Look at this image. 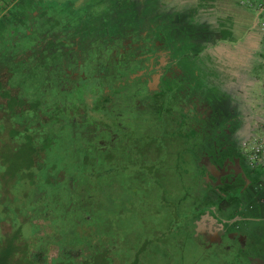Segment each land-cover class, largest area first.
<instances>
[{"label":"flooded vegetation","instance_id":"obj_1","mask_svg":"<svg viewBox=\"0 0 264 264\" xmlns=\"http://www.w3.org/2000/svg\"><path fill=\"white\" fill-rule=\"evenodd\" d=\"M49 1L0 0L1 126L22 146L38 127L72 121L96 144L99 184L125 178L148 194L180 180L176 230L152 239L157 252L144 237L140 264H185L187 240L194 264H264V170L245 147L264 139V97L247 103L205 13Z\"/></svg>","mask_w":264,"mask_h":264},{"label":"trees","instance_id":"obj_2","mask_svg":"<svg viewBox=\"0 0 264 264\" xmlns=\"http://www.w3.org/2000/svg\"><path fill=\"white\" fill-rule=\"evenodd\" d=\"M3 129L0 125V136ZM7 131L9 142L0 149L19 153L21 162L9 173L14 161L0 159V228L10 227L8 235L0 233V264H140L143 239L149 235L143 225L141 238L135 239L115 223L119 217L112 195L115 188L145 192L131 188L125 178H103L99 184L92 138L72 121L64 127H38L34 135L22 137L27 140L22 146L19 133ZM175 230L169 224L163 234ZM149 242L157 252L158 244Z\"/></svg>","mask_w":264,"mask_h":264},{"label":"rangeland","instance_id":"obj_3","mask_svg":"<svg viewBox=\"0 0 264 264\" xmlns=\"http://www.w3.org/2000/svg\"><path fill=\"white\" fill-rule=\"evenodd\" d=\"M64 1L50 0L48 5L55 6L58 3L64 5L60 3ZM158 1L147 0V9H154ZM162 1L168 4V8L173 4V0ZM183 1L187 0L176 3L184 4ZM191 4L194 11L205 13V17L212 22L215 30L219 31L225 52L232 59L237 74L242 78L247 103L253 105L251 99H255L254 94L257 95L258 91H260L259 95L264 97V37L254 27V13L244 9L238 0H200L199 2L193 0ZM173 6L176 5L173 4ZM249 104L248 106L251 105ZM2 127L4 128V126ZM3 132L0 136V146L7 143L11 135L4 129ZM0 159L14 161L8 169L9 173L12 170L14 172L19 166H13L21 162L19 153L15 154V152L6 151L4 148L0 149ZM5 165L7 166L6 161ZM180 184V180L166 176L164 192L158 191L157 186L153 187L148 194L143 195H136L130 190L127 192L123 189L120 192L115 188L112 196H114L116 205L113 209L116 216L119 217V221L114 218L115 223L122 225L126 232L135 239L136 237L141 238L143 225L145 234L149 235L151 239L158 236L156 233H166L172 219L170 207H173L183 194L179 190ZM138 231L141 232L137 233ZM0 233L8 235L10 233L9 225H1ZM184 239L186 240V238ZM195 253L194 246L187 240L183 251L185 264H194ZM146 264H158V262L152 257Z\"/></svg>","mask_w":264,"mask_h":264},{"label":"built area","instance_id":"obj_4","mask_svg":"<svg viewBox=\"0 0 264 264\" xmlns=\"http://www.w3.org/2000/svg\"><path fill=\"white\" fill-rule=\"evenodd\" d=\"M240 5L254 13V27L264 37V0H238ZM264 39V38H263ZM247 141V146L250 152V161L255 167H260L264 170V139L261 141ZM249 143V144H248ZM248 144V145H247Z\"/></svg>","mask_w":264,"mask_h":264},{"label":"crops","instance_id":"obj_5","mask_svg":"<svg viewBox=\"0 0 264 264\" xmlns=\"http://www.w3.org/2000/svg\"><path fill=\"white\" fill-rule=\"evenodd\" d=\"M180 2L181 0H173L172 1V3H176V2ZM200 1V0H199ZM198 0H195V2H199ZM184 3H192L193 2V0H187L186 2L185 1H183Z\"/></svg>","mask_w":264,"mask_h":264}]
</instances>
